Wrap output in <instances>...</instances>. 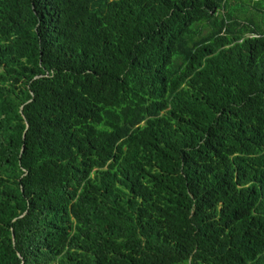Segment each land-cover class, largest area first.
Segmentation results:
<instances>
[{"label": "trees", "instance_id": "1", "mask_svg": "<svg viewBox=\"0 0 264 264\" xmlns=\"http://www.w3.org/2000/svg\"><path fill=\"white\" fill-rule=\"evenodd\" d=\"M263 2L0 0V264H264Z\"/></svg>", "mask_w": 264, "mask_h": 264}, {"label": "rangeland", "instance_id": "2", "mask_svg": "<svg viewBox=\"0 0 264 264\" xmlns=\"http://www.w3.org/2000/svg\"><path fill=\"white\" fill-rule=\"evenodd\" d=\"M249 3H250V0H244V3H243L242 7H244V5L245 6H249ZM262 6H264V2L262 3V5H260V9H261ZM242 15H243V13L241 11H239L238 12V16L240 18H242ZM255 15H256V18H258V23L259 24L260 23L264 24V12L262 11V9L261 10H257Z\"/></svg>", "mask_w": 264, "mask_h": 264}]
</instances>
